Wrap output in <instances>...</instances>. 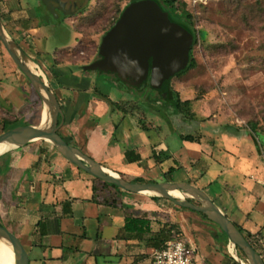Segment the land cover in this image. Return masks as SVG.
Masks as SVG:
<instances>
[{
    "label": "crops",
    "instance_id": "1",
    "mask_svg": "<svg viewBox=\"0 0 264 264\" xmlns=\"http://www.w3.org/2000/svg\"><path fill=\"white\" fill-rule=\"evenodd\" d=\"M5 1L1 11L8 33L19 44L20 38L25 37L34 54L48 61L45 68L47 73L50 72V86L65 114V133L62 135L66 140L127 180H136L146 173L161 179L165 172L161 168L162 154L169 150L161 142L143 134V128H153L152 123L143 122V116L135 115L133 106H130L131 110L123 109L124 101L108 96L115 103L111 107L103 99L104 94L94 87V77L81 70L82 65L50 63V60L54 61V53L41 49L50 13L42 7V2L23 7L20 0ZM75 19L70 18V23L75 25ZM78 45L80 41L73 49ZM4 90L0 79V105ZM181 96L180 93V99ZM10 101L5 98L4 103L12 111L0 107V118H17L19 111L27 107L26 104L13 106ZM117 108L125 112L119 121H115L112 115ZM224 126V130L215 131L200 122L193 133L172 130L193 146L182 147L169 155L178 162L169 170L173 168V173L183 167L192 172L194 181L190 183L204 190L214 202L218 199V206L245 234L250 235L255 247L262 250L264 128ZM184 135H191L194 140H186L182 137ZM32 143L25 145L11 172L5 174L0 169L1 192L7 182H17L9 210L0 202V222L29 248L31 264H152L154 252L161 248L159 239H155L156 234L171 225L182 233V239L195 247L199 264H242L235 258L229 239L222 238L211 225V220L200 216L199 212L181 207L167 198H154L145 193L111 190L98 195L93 189L98 185L94 176L74 168L73 163L53 145L30 150ZM126 152L138 160L130 162ZM115 161L121 163L120 168L110 165ZM134 163L139 165L138 169L132 168ZM15 168L24 169V172L13 177ZM128 215L149 218L152 232L143 235L126 232L124 226ZM6 217L8 226L4 222ZM163 237L169 241L168 231L160 234L159 238Z\"/></svg>",
    "mask_w": 264,
    "mask_h": 264
},
{
    "label": "rangeland",
    "instance_id": "2",
    "mask_svg": "<svg viewBox=\"0 0 264 264\" xmlns=\"http://www.w3.org/2000/svg\"><path fill=\"white\" fill-rule=\"evenodd\" d=\"M20 1L23 7L35 6L42 2V7L48 10L43 0ZM75 1L76 6L73 10H80L85 15L80 16V13L70 17L62 10H56V15L48 13L49 24L42 35L45 43L40 47L50 54L55 52L54 61L50 60L51 64L72 62L83 65L95 61L99 55L102 38L109 31L112 20L119 16L120 11L127 7L130 0ZM4 3L5 0H0V10ZM179 3L181 8L196 16L195 27L202 34L193 48L197 65L172 81V88L178 90L175 98L181 93L182 98L191 100L190 104L182 103L181 109H178L174 106V101H165L150 87L149 82L143 87H136L124 82L114 73L86 70L94 77L93 85L97 92L106 94L113 100L124 101L123 109L131 110L130 106H133L135 115L143 116V122L152 123L153 128H143L142 131L147 137L161 142L162 146L168 148L169 151L162 154L161 168L165 172L178 163L172 156L168 157L169 155L182 147L193 146L190 141L180 139L172 130L178 133H193L195 126L200 122H205L215 131L224 130V125L246 126L250 125V122L264 128V0H179ZM72 17H76L75 25L70 23ZM177 19L182 21L180 17ZM19 41L20 46L40 67L50 84L48 75L50 72L47 73L45 68L48 61L34 54L30 41L25 37ZM78 41L80 45L73 49ZM0 48H2L0 79L5 88L0 107L12 111L5 105V98L11 100L13 106L26 104L27 107L19 111L18 125H37L40 123L44 103L29 79L18 69L4 45H0ZM72 70L76 69L73 67ZM37 71L40 72L38 68ZM182 98L181 101L184 102ZM188 108L189 115L181 113ZM123 113L124 110L114 109L112 111L114 120L119 121ZM161 113L169 120L164 119ZM64 127L65 125L61 127V133L64 132ZM258 136L262 138L261 132ZM46 144L50 143L45 140L34 141L30 150ZM24 148L25 146L0 158V169L4 170L5 174L11 172V167L24 152ZM151 162L155 161L152 159ZM71 165L78 168L74 164ZM110 165L121 167L119 161ZM132 168L138 169L139 165L134 163ZM78 170L83 174L87 173L79 168ZM13 172V177H18L24 169L15 168ZM165 172L161 179H155L156 176L149 173L140 179L153 182L194 181L193 173L183 167L171 174ZM16 183L12 184V181H9L3 185V192L0 191V202L4 209L9 210L12 195L16 193L14 192L17 188ZM181 193L185 199L200 204L199 200ZM215 203L218 205L220 201L215 199ZM4 222L8 226L7 217ZM210 223L222 238H228L217 224L212 221ZM260 252L264 256L261 249ZM238 255L241 259H246L240 249Z\"/></svg>",
    "mask_w": 264,
    "mask_h": 264
},
{
    "label": "water",
    "instance_id": "3",
    "mask_svg": "<svg viewBox=\"0 0 264 264\" xmlns=\"http://www.w3.org/2000/svg\"><path fill=\"white\" fill-rule=\"evenodd\" d=\"M43 3L55 15L57 9H63L67 14L74 12L66 7L67 0H43ZM0 41L38 92L48 112V119L44 123L18 125L0 133V145L8 146L0 151V156L31 142L45 140L78 168L123 191L167 198L181 207L204 214L227 235L237 261L242 263L238 255L240 249L246 256L247 264H264L263 257L237 225L201 188L187 182L127 180L66 141L59 133L65 122V114L56 92L32 57L8 33L1 14ZM192 45L191 32L184 25L173 21L169 12L157 0H137L124 9L115 25L103 36L99 47L100 58L84 66V70L115 73L124 82L136 87L145 82L150 72L151 87L166 92L172 78L188 65ZM176 191L199 200L200 204L174 196ZM0 240L12 246L18 264H31L29 248L15 233L1 224Z\"/></svg>",
    "mask_w": 264,
    "mask_h": 264
},
{
    "label": "trees",
    "instance_id": "4",
    "mask_svg": "<svg viewBox=\"0 0 264 264\" xmlns=\"http://www.w3.org/2000/svg\"><path fill=\"white\" fill-rule=\"evenodd\" d=\"M134 1H137V0H130L129 3H128V5L130 3H132V2H134ZM157 1L162 5V7L167 12H169L170 17L172 18L173 21L184 25L191 32V34L193 36V45H192V48H191V51H190V60H189L188 65L183 70L179 71L172 78V80L168 84V87H167V91L166 92L164 90L154 89V90H156L158 92V94L165 101H174V106H176L178 109H181L182 103H184L185 105H188V104L191 103V100H185L184 102H182L179 97L178 98H175L176 91L172 88V81H173V79L175 77L184 74L186 71L194 68L197 65V62L195 60V57L193 56V48L195 47V45H197V43L199 41V38L202 37V34H201V32H198L197 29H196V27H195L196 16L193 15L191 12L186 11L185 9L181 8V5L179 3V0H157ZM123 10L120 11L119 16L117 18H114L112 20V22L110 24V27H109V30L115 25V23L117 22V20L120 18ZM80 13H81V11L79 10V11L73 13L71 16H75V15H78ZM0 14H1V17L3 18V13H2L1 10H0ZM83 15H84V13H81L80 16H83ZM177 17H180L182 19V21L178 20ZM86 65L87 64H83L80 67L83 72H86V70H84V66H86ZM150 79H151V77H150V72H149V74H148L145 82L140 87H143V86L147 85L148 82L150 83ZM150 87H151V85H150ZM102 97H103L104 100H106L108 102V104L111 107H114L115 106V103L108 97V95L104 94ZM189 111H190V108L185 109L184 111H181V113H183L185 115H189V113H190ZM250 125L253 126V127H257V124L256 123H251L250 122ZM0 126L2 128V132L7 131V130L15 127V126H18V118L2 117V118H0ZM59 133L62 134L61 133V130H59ZM182 137L184 139H186V140H194V138L191 135H184ZM126 156H127L128 160L130 162H135V161L138 160V158L137 157H133L130 152H126ZM172 171H173V168L170 169V170H168L165 174H171ZM94 179L98 182V185L97 186H94L93 189H94V192H98V195H103L102 192L111 191V190H115L116 192L117 191H119V192H126V191L121 190L119 187H117V186H115V185H113L111 183L105 182V181H103V180H101L99 178L94 177ZM133 182H153V181H149V180H144V179L138 178L136 180H133ZM154 197H157V196H154ZM199 214H201L202 216H204L205 218H207L204 214H202V213H199ZM0 224L3 225L1 222H0ZM237 227L245 235V237L253 245V247L262 255V253L260 252V250L257 249V247H255V245L253 244V242H252V240L250 238V235L245 234L238 225H237ZM124 230L126 232L136 233L138 235H143L145 233H150V232H152L151 221L149 220V218L144 217V216L128 215L126 217ZM166 231H168V233H169V237H168L169 240H171V239H174V240L182 239V233L175 230V225L169 226L167 228V230L164 229V228H162L156 234V238H155V239H159V242H160L159 247H163L165 245L166 241L168 240L167 237H163L161 239L159 238L160 234H164ZM226 237H227V235H226ZM262 257L264 259V256L263 255H262ZM245 260H247V259H245Z\"/></svg>",
    "mask_w": 264,
    "mask_h": 264
},
{
    "label": "built area",
    "instance_id": "5",
    "mask_svg": "<svg viewBox=\"0 0 264 264\" xmlns=\"http://www.w3.org/2000/svg\"><path fill=\"white\" fill-rule=\"evenodd\" d=\"M195 251V247L184 239H171L154 252L152 264H199L195 258ZM262 251L264 253V246ZM242 264L247 262L242 260Z\"/></svg>",
    "mask_w": 264,
    "mask_h": 264
},
{
    "label": "bare ground",
    "instance_id": "6",
    "mask_svg": "<svg viewBox=\"0 0 264 264\" xmlns=\"http://www.w3.org/2000/svg\"><path fill=\"white\" fill-rule=\"evenodd\" d=\"M48 119V112L46 108H43L40 123L46 122ZM8 146L0 145V151L7 149ZM174 196L183 197V194L179 191L173 193ZM0 264H18L16 255L12 249V246L5 240H0Z\"/></svg>",
    "mask_w": 264,
    "mask_h": 264
},
{
    "label": "flooded vegetation",
    "instance_id": "7",
    "mask_svg": "<svg viewBox=\"0 0 264 264\" xmlns=\"http://www.w3.org/2000/svg\"><path fill=\"white\" fill-rule=\"evenodd\" d=\"M76 6V1L75 0H67V3H66V7L67 8H70V9H73L74 7ZM57 10H62V11H64L63 9H57ZM49 11V10H48ZM79 11V10H78ZM50 12V11H49ZM75 12H77V11H74V12H72V13H69V14H67V13H65L67 16H71L73 13H75ZM51 13V12H50ZM100 58V55L98 56V58L97 59H99ZM96 59V60H97ZM107 73H111V72H107ZM115 74V73H114Z\"/></svg>",
    "mask_w": 264,
    "mask_h": 264
}]
</instances>
